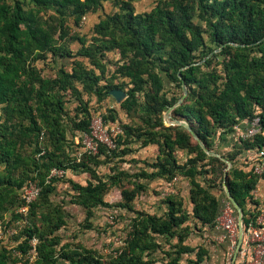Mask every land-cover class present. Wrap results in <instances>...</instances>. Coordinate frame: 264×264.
Instances as JSON below:
<instances>
[{
	"label": "trees",
	"instance_id": "1",
	"mask_svg": "<svg viewBox=\"0 0 264 264\" xmlns=\"http://www.w3.org/2000/svg\"><path fill=\"white\" fill-rule=\"evenodd\" d=\"M107 1L114 10L99 16L89 38L71 30L68 19L78 27ZM133 2L0 0V222L6 227L27 218L16 246L9 248L0 239V264H27L32 237L38 239L33 264H155L157 251L167 256L165 264H209V249L188 239L203 226H217L226 203L236 215L224 183L242 209L244 233L261 215V201L253 190L263 174L255 166L264 161V0H157L147 11L136 10ZM72 41L79 43L76 51L69 45ZM111 51L119 59L108 76L104 58ZM48 58L71 59L70 66L60 65L45 75L37 62ZM214 62L219 67L212 66ZM115 78L128 79L130 85L117 103L141 122L119 123L118 111L108 108L100 114L104 125L121 128L113 138L115 147L99 143L96 153L77 151L81 134L90 133L95 116L85 96L100 102L111 89L123 90ZM182 82L187 93L170 114L191 130L166 125L163 119L183 96ZM166 83H174L180 93L168 95ZM72 99L73 115L66 107ZM255 116L260 131L237 139L231 151L219 152L231 164L227 170L226 162L208 154L191 133L217 152L219 130L231 138L236 126ZM148 145L157 146L156 157L136 158ZM181 149L184 157L178 158ZM121 163H134L137 170ZM102 165H108L110 173H100L97 167ZM53 167L65 174L48 178ZM67 172L87 173L88 178L85 184L64 179ZM180 178L188 180L190 208L178 192L163 198V213L133 207L149 182ZM30 180L40 191L21 214L22 189ZM60 181L70 185L69 203L85 210V220L91 219L94 208L110 207L105 194L121 188L116 206L133 216L123 244L113 254L105 257L80 242H62L58 232L70 214L52 199ZM84 226L91 228V223ZM224 230L228 240L230 233ZM235 264H241L239 254Z\"/></svg>",
	"mask_w": 264,
	"mask_h": 264
},
{
	"label": "rangeland",
	"instance_id": "2",
	"mask_svg": "<svg viewBox=\"0 0 264 264\" xmlns=\"http://www.w3.org/2000/svg\"><path fill=\"white\" fill-rule=\"evenodd\" d=\"M157 0H134V3L137 6L138 10L142 9H150ZM106 12H111L114 10L111 1H107L105 3V7L103 8ZM101 11V10H100ZM103 12V10H102ZM105 13V12H103ZM93 14L87 15L86 19L82 20L80 26L75 27L72 23L71 19H68L67 22L71 27L72 31L78 32L81 35H86L89 38L92 35V27H93ZM196 22H200L199 19H195ZM73 51L79 48L78 41H72L69 43ZM119 59V55L115 51L108 52L104 58V61L107 64V75H111L112 71L116 67V62ZM71 59H58L57 62H53L50 58L46 59L45 61L37 62L38 67L41 69L42 73L45 75H52L54 72V68L60 65L70 66ZM212 66H218L217 62H214ZM219 67V66H218ZM103 82V81H102ZM115 83H123L121 87L125 93L130 87L127 83L128 79L123 78H115ZM165 89L169 94L175 93L179 94L180 90L174 85V83H166ZM125 94V97L127 96ZM139 100L142 99L141 95H138ZM85 99H88L90 108L94 112L95 115H100L102 113H106L108 108H115L118 111V120L119 123L124 122H135L140 123V118L136 113L131 115H127L124 109L120 107V103H117L115 99L109 95L104 100L98 102L95 99V96H85ZM76 105V101L73 99L67 102L66 107L73 115V109ZM165 113V112H164ZM170 116L167 115L163 119L166 125H170ZM184 121V120H181ZM222 131V130H219ZM218 131L216 137L217 140L215 142L214 148L219 152H227L233 149L235 145V138H229V136L222 135ZM221 134V135H220ZM82 135V134H81ZM79 136H76L75 143H78ZM224 143L225 145L223 146ZM221 144V145H220ZM76 150V148H75ZM219 150V151H218ZM77 151H82L80 144L77 147ZM157 150H153L148 157V160H153L157 155ZM180 158V157H179ZM181 160V159H180ZM121 163L120 165L130 171H136L137 166L134 163L127 164ZM97 170L100 173H110L108 165H102L97 167ZM70 173V172H69ZM65 176L64 179H66ZM88 178L87 173L79 174L78 177L75 178V181L85 184L86 179ZM202 179V178H200ZM160 182L162 180H159ZM189 184L187 179L180 180L175 187H164V182L162 181L161 184L148 187L146 191L139 193L133 200V207L138 210H145L149 212H157L163 213L166 210V205L162 203L163 198L170 194V193H179L181 196L184 197L186 208H190V204L187 198V190ZM173 191V192H172ZM72 189L70 185L65 181H60L57 183V190L56 193L52 195V199L55 202H62L63 206L67 209L70 214V217L67 220V224L64 228H62L58 233L62 236V242L69 241V242H80L87 247L97 249L103 256L107 257L115 252V249L120 247L123 244V240L125 238L126 232L128 230V226L130 223V219L133 216V212L127 211L126 209L120 208L116 206V203L122 199L121 196V188L113 187L105 194V200H107L111 206H99L94 208L93 216L90 220H85V210L76 204L69 203L71 197ZM163 193V194H162ZM225 212L220 216L219 221L221 225L227 229H235V225H237V218L234 214L233 210L230 207H225ZM262 213V212H261ZM26 217V216H25ZM21 218L13 220L9 225L4 227V223L0 225L3 230V237L1 241H3V245L7 247L16 246L19 241H21V237H17L19 233L22 231L24 226L27 223V218ZM87 223H91V228H85L84 225ZM232 233L233 241H236L238 235V226L237 232ZM246 234V233H244ZM264 237V233L262 234ZM167 244L162 241V247L164 249L167 248ZM155 256L159 259L155 264H165L167 261V256L163 254L161 251H157Z\"/></svg>",
	"mask_w": 264,
	"mask_h": 264
},
{
	"label": "built area",
	"instance_id": "3",
	"mask_svg": "<svg viewBox=\"0 0 264 264\" xmlns=\"http://www.w3.org/2000/svg\"><path fill=\"white\" fill-rule=\"evenodd\" d=\"M90 133H83L81 135L82 151L88 153H96L98 144L103 143L109 148L115 147L114 137L116 134L121 132L119 126H113L108 129L102 120L101 115H95L91 119ZM260 131V119L258 116L253 117L251 120L245 122L244 126H236L234 137L236 139L248 138ZM264 151H260V155H263ZM255 171L258 173L264 172V161L261 164L255 166ZM65 174L63 169L53 167L50 170L48 178L51 176L62 177ZM174 181V180H173ZM40 191V187L35 181H28L21 194V205L18 208V212L26 214L28 212L30 204L37 198ZM228 207L229 204H227ZM226 227L225 229H227ZM237 232V225H235ZM235 229H227L232 237ZM263 231L260 228L258 219L256 223H249L246 234H244L241 247L238 251L241 264H264V237L262 236ZM3 237V230L0 225V239ZM38 239L32 237L29 240V250L27 253L28 262L27 264H33L37 256Z\"/></svg>",
	"mask_w": 264,
	"mask_h": 264
},
{
	"label": "crops",
	"instance_id": "4",
	"mask_svg": "<svg viewBox=\"0 0 264 264\" xmlns=\"http://www.w3.org/2000/svg\"><path fill=\"white\" fill-rule=\"evenodd\" d=\"M105 3L103 5V8L105 7ZM134 6L136 10H138L135 3H134ZM102 10L103 12H106L104 9ZM102 10L97 11L96 13H93V17H94L93 23H96L98 21L99 16L103 13ZM147 10H149V8L138 10V11H147ZM231 136L235 138L234 133L231 134ZM153 150L155 151L157 150L158 152L157 146L148 145L146 147L139 149L135 157L141 160L143 159L148 160V157L146 156L149 155ZM177 152H178L177 153L178 158L184 157V152L182 151V149L178 150ZM66 176L71 177L72 179L75 180V178L78 177L79 175H76L72 172L70 173L67 172ZM159 180L161 179H156V180L149 182L148 187L161 184V182L163 181L164 187L166 188L170 187V190H171L172 187H175V185L180 180H183V179L181 178L176 179L175 181H172V182H165L164 180L160 182ZM253 195L258 201H261L262 213L258 217V222H259L261 230L264 233V179L258 182L256 188L253 190ZM187 198H188V190H187ZM227 204L228 203H226V205L221 209L222 210L221 215L223 214V212H225L224 210L225 207H228ZM220 216L218 217V221H219ZM188 242L189 244L194 245V246L198 244H202V245L204 244L209 249V254H210V258L208 260L209 264H232V259L229 260V258L230 256L233 257L236 241H233L232 237H229L228 240L225 239V230H224V227L221 225L220 221L218 222L217 226H214V227L213 226H203L200 231L195 230V232H193L190 235ZM237 256H238V253H237Z\"/></svg>",
	"mask_w": 264,
	"mask_h": 264
},
{
	"label": "water",
	"instance_id": "5",
	"mask_svg": "<svg viewBox=\"0 0 264 264\" xmlns=\"http://www.w3.org/2000/svg\"><path fill=\"white\" fill-rule=\"evenodd\" d=\"M182 89H183V92H184L183 96L181 97V99L178 100V102L176 104H174L173 106L169 107L165 111L164 117H166L167 115L169 116V113L171 112V110L175 106L180 104L181 101L183 100L184 96L186 95L187 89H186L185 83H183V82H182ZM109 94L115 99L116 102H120L125 97V92L123 90H121V89H111L109 91ZM170 119H171L170 120V124H182V125L186 126L189 130H191L190 126H188V124L185 123L184 121H180V120H177V119H172L171 116H170ZM191 133H192L193 137L200 143V145L204 148V150L208 154L218 156V157H220L221 159H223L226 162V164H227L226 170L231 166L230 162L225 157H223L222 155H220L217 152L208 150L205 147V145L203 144V142L198 138V136L193 131H191ZM225 177H226V173L224 174V179H225ZM262 179H264V172L262 174ZM224 191H225L226 197L228 198L229 202L232 204V206L236 210L238 235H237V240H236V244H235L234 254H233V257H232V264H235L234 260H235V258L237 256V253H238V251H239V249L241 247V244H242V241H243V237H244L243 212H242V209L239 206V204L236 202V200L231 195V193H230L228 187L225 185V183H224Z\"/></svg>",
	"mask_w": 264,
	"mask_h": 264
}]
</instances>
